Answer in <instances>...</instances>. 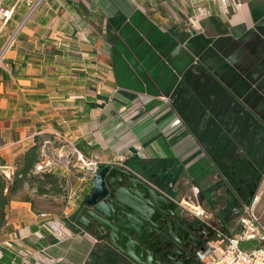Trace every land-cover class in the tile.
<instances>
[{
  "label": "crops",
  "instance_id": "obj_1",
  "mask_svg": "<svg viewBox=\"0 0 264 264\" xmlns=\"http://www.w3.org/2000/svg\"><path fill=\"white\" fill-rule=\"evenodd\" d=\"M181 1L182 13L196 12L189 27L141 0H43L0 65L6 172L48 135L103 166L118 161L140 173V161L172 164L167 173L180 172L173 193L193 196L197 179L214 173L196 130L235 121L240 111L264 125V0ZM6 4L15 14L0 47L28 8L26 0ZM93 179L74 176V201L60 210L42 208L52 195L30 184L15 193L0 264H113L106 242L77 223ZM48 219L61 237L43 227Z\"/></svg>",
  "mask_w": 264,
  "mask_h": 264
},
{
  "label": "flooded vegetation",
  "instance_id": "obj_2",
  "mask_svg": "<svg viewBox=\"0 0 264 264\" xmlns=\"http://www.w3.org/2000/svg\"><path fill=\"white\" fill-rule=\"evenodd\" d=\"M237 116L235 121L226 120L221 126H212L203 130V133L196 130L200 147L212 162L214 173L211 178L197 179V184L192 190L193 196L178 199L173 193L180 172L167 173V168L173 167L172 164L168 166L164 161L163 163L159 161L158 164L140 161L138 162L140 173L133 170L162 195L170 198L174 204L168 203L169 211L149 208L146 212L154 224L146 228V240L149 243L142 245L139 253H144L147 258L152 259V264H199L198 250L212 237L211 232L219 228L215 225L214 217L217 215L220 222L226 219L233 220L242 211L244 204L257 193L264 172V125L246 111H240ZM180 187L184 189L183 186ZM87 196L77 222L83 214H90L92 211L86 206ZM201 201L205 203L207 210L210 207L214 208V213L209 210L211 216L206 212L209 222L201 221L180 204L195 203L202 207ZM131 206L134 207V204ZM120 211L123 216H127L126 209L120 208ZM88 223L96 231V225L91 219ZM165 230L175 239L174 241L163 236L162 232ZM96 233L100 236L99 232ZM122 238L124 235L120 236V239ZM121 244L123 243L121 242L120 246ZM108 250L109 259L114 262L113 264H135L110 244ZM168 257L173 260L170 261Z\"/></svg>",
  "mask_w": 264,
  "mask_h": 264
},
{
  "label": "built area",
  "instance_id": "obj_3",
  "mask_svg": "<svg viewBox=\"0 0 264 264\" xmlns=\"http://www.w3.org/2000/svg\"><path fill=\"white\" fill-rule=\"evenodd\" d=\"M6 1L0 0V36L7 31L9 23L15 14V6H8ZM223 1L226 3V0ZM42 2L43 0H26L28 4L26 12L17 25L10 30L7 39L0 47V65L12 47L18 43L21 31L39 10V7L43 4ZM88 78L92 80L90 77ZM59 151L60 161L58 163L52 158L43 160V162L36 164L35 172L47 169L51 165L63 166L66 169H70L74 165L86 175L94 178L103 167L97 158L87 157L74 145L61 146ZM110 163L108 165H118V161H110ZM6 174L8 178H11L13 173L9 174L6 172ZM75 194L76 191L72 188L68 190L66 194L67 206L74 201ZM259 201L260 194L256 193L248 203L244 204L242 211L232 220L231 225H227L226 229L219 227L215 230L209 241L198 250L197 259L199 264H264V222L257 212ZM180 204L201 221L209 222L203 207L198 204L194 205V207L191 204L185 205V202ZM64 211L67 212L66 209ZM41 216L46 217L48 213H41ZM43 227L48 228L60 237L63 235L62 227L54 220H46ZM255 240L259 243L255 247L250 248L242 245L245 241Z\"/></svg>",
  "mask_w": 264,
  "mask_h": 264
},
{
  "label": "water",
  "instance_id": "obj_4",
  "mask_svg": "<svg viewBox=\"0 0 264 264\" xmlns=\"http://www.w3.org/2000/svg\"><path fill=\"white\" fill-rule=\"evenodd\" d=\"M93 180V190L87 194L86 199V206L92 211L90 214H83L77 223L86 228L97 240L114 246L135 264H152V259L147 258L144 253H139L141 246L149 243L146 240V228L154 224L146 212L149 208L169 211L168 203L174 205L173 202L123 165L103 166ZM131 204H134V207ZM120 208L128 211L125 213L127 216L119 212ZM90 219L96 225V231L100 236L89 225ZM162 234L175 240L166 230ZM121 235H124V238L120 239ZM121 242L123 244L120 246ZM168 259L173 260L170 257Z\"/></svg>",
  "mask_w": 264,
  "mask_h": 264
},
{
  "label": "rangeland",
  "instance_id": "obj_5",
  "mask_svg": "<svg viewBox=\"0 0 264 264\" xmlns=\"http://www.w3.org/2000/svg\"><path fill=\"white\" fill-rule=\"evenodd\" d=\"M142 2L145 1L146 6L149 7V9H154L155 11H157V13L159 12L160 14H162L165 18H167V20H169L170 22L176 23V25H179L181 27H189V25H191L193 22L192 20H195L194 17L190 18V15H196V12L192 11L191 9L189 10V12L187 14L182 13V10L187 11L184 7L185 3H183L184 1L181 0H141ZM61 147V142H51L50 140H43L42 142V147H41V160L39 162H43V160H47L49 158H52L56 163H58V161H60V151L59 148ZM59 169H63L65 171H70L72 172L71 177H66L64 178L65 180V184H64V190L65 193L63 195H52V196H47L45 197V199H43V202L41 203V207L42 208H48L51 210H60V208L62 207V205L64 203H66V194L68 192L69 189H71L72 186H74L75 183L74 182V176L82 175L84 176L85 173L79 169L76 166H71L70 169H66L63 166H56V165H51L48 166L47 169H44L42 171L39 172H35L36 174L40 175L42 173H44V171H48V172H58ZM77 169V170H76ZM75 174V175H74ZM88 176V175H87ZM185 190H187L188 188L190 189L189 186H185L184 187ZM257 193L260 194V201H259V206L257 209V212L261 218V220L264 222V172H263V178L261 180V183L257 189ZM202 205L205 206V203H203L201 201ZM207 204V202H206ZM210 211H212L213 213L214 208L210 207L208 208ZM208 210V211H209ZM224 217V216H223ZM226 217V216H225ZM216 221L215 225L218 227H221L223 229H226V225H231L232 224V220L230 221L229 219L224 220V222H220L216 217H214ZM224 219V218H223ZM255 245H259L258 241H245L243 242V246L245 247H255Z\"/></svg>",
  "mask_w": 264,
  "mask_h": 264
},
{
  "label": "trees",
  "instance_id": "obj_6",
  "mask_svg": "<svg viewBox=\"0 0 264 264\" xmlns=\"http://www.w3.org/2000/svg\"><path fill=\"white\" fill-rule=\"evenodd\" d=\"M50 138L45 135L25 150V154L14 162V172L11 178H8L5 169L2 168L9 164L0 156V232L7 221L8 208L14 199L15 193L20 191L26 184L36 187L39 195L59 196L65 193V179L62 176L48 171H44L40 175L35 173V166L41 160L42 142Z\"/></svg>",
  "mask_w": 264,
  "mask_h": 264
}]
</instances>
